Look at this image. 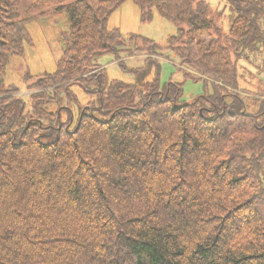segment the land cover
<instances>
[{
    "label": "trees",
    "instance_id": "16d2710c",
    "mask_svg": "<svg viewBox=\"0 0 264 264\" xmlns=\"http://www.w3.org/2000/svg\"><path fill=\"white\" fill-rule=\"evenodd\" d=\"M125 1L0 0V264H264V82L237 65L264 51V0H224L227 32L206 0H132L180 27L192 102L161 86L154 40L109 29ZM44 18L62 55L20 91L8 65ZM106 55L155 76L120 62L134 83L110 80Z\"/></svg>",
    "mask_w": 264,
    "mask_h": 264
},
{
    "label": "rangeland",
    "instance_id": "374dc122",
    "mask_svg": "<svg viewBox=\"0 0 264 264\" xmlns=\"http://www.w3.org/2000/svg\"><path fill=\"white\" fill-rule=\"evenodd\" d=\"M206 1L211 5L221 27L227 32L230 16L227 3L224 0ZM108 27L109 29H119L125 38L131 34H138L156 42L159 46L158 54L161 56L151 57L157 60V65L160 66L158 79L162 87L170 81L183 83L184 100L187 102H192L204 93V82L198 79L186 78V72L183 71L185 68L167 49L169 37L176 35L180 27L162 18L156 10L153 11L152 19L143 20L138 6L132 0H127L110 16ZM28 28L31 33L32 44L25 46L23 56L11 59L6 76V84L14 85L20 91L27 89L28 83L24 80L26 73L35 77L43 73H54L56 71L57 62L62 55L59 34L60 31L66 29L62 20L50 21L46 18L38 23H30ZM246 55L248 57L240 59L237 63L239 72L244 75L245 79V83L240 85L243 88L257 87L256 80L252 76L260 75L264 82V51L257 54L246 53ZM115 60L113 55H106L99 60V64L106 65V75L110 80L116 79L134 83V75L124 70L119 65L120 62L127 69H144L149 73L148 78L155 76V70L148 67V60L145 56L139 55L120 61ZM74 91L81 102L87 101L88 96L81 88L74 87Z\"/></svg>",
    "mask_w": 264,
    "mask_h": 264
},
{
    "label": "bare ground",
    "instance_id": "6f19581e",
    "mask_svg": "<svg viewBox=\"0 0 264 264\" xmlns=\"http://www.w3.org/2000/svg\"><path fill=\"white\" fill-rule=\"evenodd\" d=\"M132 58H134V57H132ZM139 58V57H138ZM142 58V57H141ZM244 63V62H243ZM248 63H249V61H248ZM251 64V63H250ZM249 71V70H248ZM251 72V71H250ZM259 72V71H258ZM259 76V75H258Z\"/></svg>",
    "mask_w": 264,
    "mask_h": 264
},
{
    "label": "crops",
    "instance_id": "0c3cea01",
    "mask_svg": "<svg viewBox=\"0 0 264 264\" xmlns=\"http://www.w3.org/2000/svg\"><path fill=\"white\" fill-rule=\"evenodd\" d=\"M104 67L106 66V65H103Z\"/></svg>",
    "mask_w": 264,
    "mask_h": 264
}]
</instances>
